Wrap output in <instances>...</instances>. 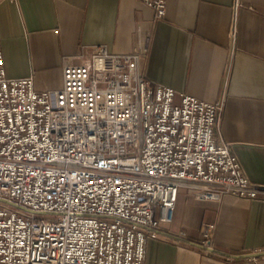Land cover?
Wrapping results in <instances>:
<instances>
[{
	"label": "built area",
	"instance_id": "built-area-1",
	"mask_svg": "<svg viewBox=\"0 0 264 264\" xmlns=\"http://www.w3.org/2000/svg\"><path fill=\"white\" fill-rule=\"evenodd\" d=\"M138 1L164 17L166 0ZM77 59L60 89L37 91L32 77H7L0 38V200L31 211L0 207V264H144L180 189L264 199L218 135L224 100L176 104L141 75L138 53Z\"/></svg>",
	"mask_w": 264,
	"mask_h": 264
},
{
	"label": "crops",
	"instance_id": "crops-1",
	"mask_svg": "<svg viewBox=\"0 0 264 264\" xmlns=\"http://www.w3.org/2000/svg\"><path fill=\"white\" fill-rule=\"evenodd\" d=\"M166 5L158 19L138 0H0L6 75L32 77L49 92L62 87L67 58L77 63L97 47L138 53L141 75L172 88L176 104L183 93L224 100L218 135L247 178L264 186V0ZM177 196L172 221L146 239L144 264H264V199L198 201L188 188Z\"/></svg>",
	"mask_w": 264,
	"mask_h": 264
},
{
	"label": "water",
	"instance_id": "water-1",
	"mask_svg": "<svg viewBox=\"0 0 264 264\" xmlns=\"http://www.w3.org/2000/svg\"><path fill=\"white\" fill-rule=\"evenodd\" d=\"M0 202H4V203H8V204H10L11 206H14L15 208H19V209H21V210H24V211H26V212H29V213H31V211L29 210V209H27V208H25V207H21V206H19L18 204H16V203H14V202H12V201H5V200H0ZM260 254V253H259ZM259 254H253L254 256H257V255H259Z\"/></svg>",
	"mask_w": 264,
	"mask_h": 264
},
{
	"label": "rangeland",
	"instance_id": "rangeland-1",
	"mask_svg": "<svg viewBox=\"0 0 264 264\" xmlns=\"http://www.w3.org/2000/svg\"><path fill=\"white\" fill-rule=\"evenodd\" d=\"M7 205H9L10 207H14V206H11L10 204H6V203H4V202H0V207H3V206H7ZM27 214H30V213H27ZM39 216H41V217H47V215H42V214H38Z\"/></svg>",
	"mask_w": 264,
	"mask_h": 264
}]
</instances>
